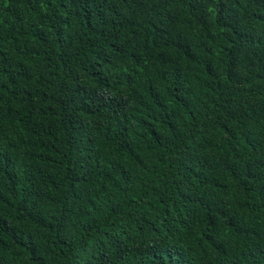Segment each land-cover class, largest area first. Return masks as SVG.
I'll return each instance as SVG.
<instances>
[{
	"label": "trees",
	"instance_id": "obj_1",
	"mask_svg": "<svg viewBox=\"0 0 264 264\" xmlns=\"http://www.w3.org/2000/svg\"><path fill=\"white\" fill-rule=\"evenodd\" d=\"M0 264H264V0H0Z\"/></svg>",
	"mask_w": 264,
	"mask_h": 264
}]
</instances>
